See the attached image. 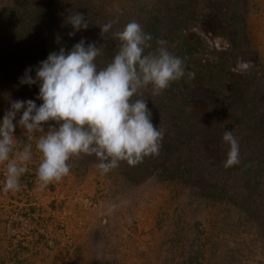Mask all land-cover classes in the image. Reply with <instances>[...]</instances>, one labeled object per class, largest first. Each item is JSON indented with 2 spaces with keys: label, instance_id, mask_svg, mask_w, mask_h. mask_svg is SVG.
<instances>
[{
  "label": "rangeland",
  "instance_id": "374dc122",
  "mask_svg": "<svg viewBox=\"0 0 264 264\" xmlns=\"http://www.w3.org/2000/svg\"><path fill=\"white\" fill-rule=\"evenodd\" d=\"M76 12L92 23L69 37ZM132 20L195 73L144 93L165 130L159 154L107 174L94 156L72 157L40 190L35 144L55 122L17 126L15 151L31 143L33 158L15 192L2 191L0 164V264H264V0H0V120L10 100L42 103L37 85L19 84L27 68L82 38L105 45L104 67L118 51L112 33ZM225 131L240 146L231 168Z\"/></svg>",
  "mask_w": 264,
  "mask_h": 264
},
{
  "label": "clouds",
  "instance_id": "9594fccd",
  "mask_svg": "<svg viewBox=\"0 0 264 264\" xmlns=\"http://www.w3.org/2000/svg\"><path fill=\"white\" fill-rule=\"evenodd\" d=\"M116 22L99 25L102 38L106 40ZM67 23L74 29L68 33L73 37L92 22L76 12L67 17ZM112 36L119 42L118 51L104 67L96 60L105 45L82 38L70 50L61 47L50 52L19 78L20 85L38 86L36 100L42 103L38 106L32 99L10 100L0 120V164L5 165L2 191L20 189V178L33 158L31 143L15 151L17 126L31 134L45 132L43 125L55 122L35 144L41 155L35 169L40 190L69 174L72 157L94 156L97 169L107 174L121 162L136 166L145 157L159 154L165 130L152 123L144 93L159 96L173 82L192 79L195 73L186 71L184 58L169 51L166 40L157 39L153 50V36L135 20ZM221 139L228 146L223 166L238 165V139L231 131H225Z\"/></svg>",
  "mask_w": 264,
  "mask_h": 264
},
{
  "label": "trees",
  "instance_id": "16d2710c",
  "mask_svg": "<svg viewBox=\"0 0 264 264\" xmlns=\"http://www.w3.org/2000/svg\"><path fill=\"white\" fill-rule=\"evenodd\" d=\"M198 264H203V263H198Z\"/></svg>",
  "mask_w": 264,
  "mask_h": 264
}]
</instances>
